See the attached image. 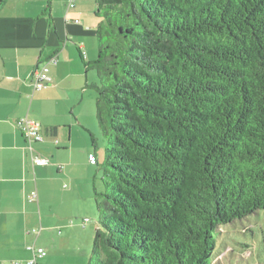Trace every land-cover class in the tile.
I'll return each instance as SVG.
<instances>
[{
  "label": "trees",
  "instance_id": "1",
  "mask_svg": "<svg viewBox=\"0 0 264 264\" xmlns=\"http://www.w3.org/2000/svg\"><path fill=\"white\" fill-rule=\"evenodd\" d=\"M96 7L84 65L105 146L87 264H211L221 226L264 210V0Z\"/></svg>",
  "mask_w": 264,
  "mask_h": 264
},
{
  "label": "crops",
  "instance_id": "2",
  "mask_svg": "<svg viewBox=\"0 0 264 264\" xmlns=\"http://www.w3.org/2000/svg\"><path fill=\"white\" fill-rule=\"evenodd\" d=\"M69 2L31 0L28 10L22 8V0H5L0 4V227L6 228L8 237V227L14 226L18 237L23 239L24 249H19L18 260L31 256L26 246L38 237L31 234L33 228L41 224V232H46L44 237H50L55 228L58 236L61 227L70 230L74 226L72 220H66L71 213L57 210L53 199L46 201L45 190H50L46 182L54 180L58 184L62 178L69 180L72 188L66 199H70L76 181L71 172L95 166L88 161L91 151L86 138V133L90 136L96 130L95 121L82 122V114H76L75 120L68 118L69 114L65 120L60 118L67 111L73 114L87 89L94 90L87 85L97 83L96 74L90 73L84 62L96 59V29L100 18L96 15V0H74L73 7H69ZM52 56L56 62L49 64L51 82L46 88L34 91V69ZM62 89L67 93L66 98L58 97ZM24 116L40 123L44 141L35 144L34 149L48 158L50 164L32 167L25 138L15 124ZM34 190L38 200L28 202L26 196ZM65 192L60 189L63 200ZM34 205L40 212L39 222L34 217ZM13 214L17 217L11 220ZM87 222L83 219L79 224L84 227ZM71 233L70 230L66 236L58 237L60 242H68ZM86 255L89 257L88 251ZM42 259H38V264H42Z\"/></svg>",
  "mask_w": 264,
  "mask_h": 264
},
{
  "label": "rangeland",
  "instance_id": "3",
  "mask_svg": "<svg viewBox=\"0 0 264 264\" xmlns=\"http://www.w3.org/2000/svg\"><path fill=\"white\" fill-rule=\"evenodd\" d=\"M30 1L31 0H22V8L25 9L26 7L28 10V2ZM47 1L48 0H46V2ZM59 2L65 4V0H59ZM95 43V58H97V38ZM89 72L95 73L97 76L94 69H91ZM82 96L83 99L74 107L73 114L70 115L67 111L60 120H65L67 114H69L68 118L71 117L72 120H75L76 114H82V122L90 124L91 120L95 121L96 130L91 131L95 138V147L89 134H87L81 126H77V128L86 133L91 154L98 159V163L100 164L104 160L105 144L95 116L96 92L90 88L87 89V93ZM58 97H67L65 89L58 91ZM29 100L31 101V99ZM77 171L78 170H74L71 172V175L76 178V181L75 185H73V196L70 199H66V196L69 195L68 191L72 188V184L69 180L62 178L58 184L54 180L46 182V187H50V190H45L46 201L49 203L53 199L52 202L57 210L63 214L71 213L67 216L66 220H72L74 226L70 227L72 233L66 243H61L58 238L66 236L70 231L69 229H65V227H61V233L58 236H56L57 228L53 230L50 237H44L45 231H42L40 235H38L35 243L37 246L43 247L47 253L46 257L41 260L42 264H87L89 257H87L88 255H86V252L88 251L89 256L91 255L94 231L98 226V210L95 201L94 187H96L95 189L97 192L103 191L102 171L98 165L92 166L88 170L82 168L80 171ZM56 175L55 173V176ZM35 178L37 182H39L37 173H35ZM60 189L66 191L65 200L62 199ZM73 199L74 202L72 203ZM98 200L100 201L101 198L98 197ZM34 207L36 209V216L34 217H36L39 222L40 212L35 205ZM16 217L17 216L13 214L10 216V219L14 220ZM3 218L2 216V219ZM85 218L88 219V224L81 227L79 223ZM37 225L38 223L33 227ZM37 227H39V225ZM8 232L10 235L7 237L6 228L0 227V264H11L12 261L18 260L16 258H19V249H24V241L18 237L16 228L14 226H9ZM214 236L216 248L211 256V264H264V210H258L244 218L235 219L231 223L222 225L220 232H216ZM33 241L34 239H31L29 243Z\"/></svg>",
  "mask_w": 264,
  "mask_h": 264
},
{
  "label": "built area",
  "instance_id": "4",
  "mask_svg": "<svg viewBox=\"0 0 264 264\" xmlns=\"http://www.w3.org/2000/svg\"><path fill=\"white\" fill-rule=\"evenodd\" d=\"M74 0H70L69 7H73ZM56 57L52 56L45 63L37 66L32 74V85L34 91H39L46 88L51 82V77L49 75V64L55 63ZM16 126L21 131L22 135L26 141V147L30 163L32 167L43 166L50 164V160L46 157H43L35 152V144L44 141V135L41 132V125L36 120L24 116L18 118L15 121ZM57 143V141H55ZM90 163H94V156L90 154L88 157ZM37 192L34 190L27 196L28 202L37 201ZM88 221L87 218L84 219V222ZM42 230V227L33 228L30 232L35 237H37ZM26 249L31 253L30 258L26 260H14L11 264H38V259L43 258L47 255L46 250L43 247L37 246L35 241L27 244Z\"/></svg>",
  "mask_w": 264,
  "mask_h": 264
},
{
  "label": "water",
  "instance_id": "5",
  "mask_svg": "<svg viewBox=\"0 0 264 264\" xmlns=\"http://www.w3.org/2000/svg\"><path fill=\"white\" fill-rule=\"evenodd\" d=\"M1 4V3H0Z\"/></svg>",
  "mask_w": 264,
  "mask_h": 264
}]
</instances>
